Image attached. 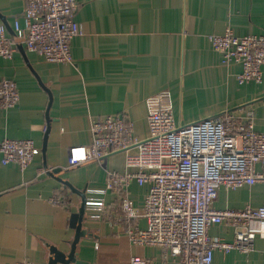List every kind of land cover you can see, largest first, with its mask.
<instances>
[{
	"label": "crops",
	"instance_id": "1",
	"mask_svg": "<svg viewBox=\"0 0 264 264\" xmlns=\"http://www.w3.org/2000/svg\"><path fill=\"white\" fill-rule=\"evenodd\" d=\"M82 33L72 42L73 63L47 61L17 45L12 58L0 57V79L17 81L16 107L0 109V141L33 138L41 152L26 168L3 164L0 152V264L31 260L49 264L51 246L69 253L76 236L71 215L82 204L81 191L106 185L107 171L93 159L70 166V148L92 141L93 117L125 114L140 137L148 136V115L172 108L178 123L230 109L255 112L264 131V77L240 83L242 66L223 62L209 34L231 26L237 34L264 33V0H78ZM26 0H0V24L14 37V22ZM264 71V66H263ZM126 153L114 152L109 167L126 169ZM61 168L54 172L55 168ZM52 172L54 174H52ZM150 185L133 181L135 206L142 208ZM59 195L62 203L52 197ZM103 219L87 218L77 256L85 264H130L134 254L155 264H178L162 247L134 245L120 193L109 191ZM219 208L264 205V182L221 188ZM137 224L144 228L146 218ZM254 250L215 251L213 264H264V224ZM213 236L232 240L234 229L214 224ZM58 264H75L58 263Z\"/></svg>",
	"mask_w": 264,
	"mask_h": 264
},
{
	"label": "built area",
	"instance_id": "2",
	"mask_svg": "<svg viewBox=\"0 0 264 264\" xmlns=\"http://www.w3.org/2000/svg\"><path fill=\"white\" fill-rule=\"evenodd\" d=\"M78 0H26L25 10L14 22V40L0 24V57L12 58L17 45L41 54L47 61L73 63V39L82 33L76 19ZM223 62L242 66L240 83H261L264 77V33L237 34L231 26L209 34ZM21 93L17 81L0 79V109L17 106ZM149 133L140 137L125 114L93 117L92 141L70 148V166L97 160L107 171L104 187L87 188L86 217L103 219L109 191L120 193V207L128 220L126 232L134 245H156L175 256L178 264H213L215 251L254 250L260 232L253 223L264 224V205L219 208L214 202L221 188L235 189L264 182V131L255 124V112L241 114L227 109L189 123H178L172 108L148 115ZM126 153L122 172L108 165L114 152ZM3 164L29 166L41 152L33 138L5 137L0 141ZM150 188L142 208L135 206L133 181ZM62 203L59 195L52 197ZM146 218L144 228L137 224ZM214 224H227L234 238L213 236ZM22 264H36L26 260ZM130 264H155L134 254Z\"/></svg>",
	"mask_w": 264,
	"mask_h": 264
},
{
	"label": "water",
	"instance_id": "3",
	"mask_svg": "<svg viewBox=\"0 0 264 264\" xmlns=\"http://www.w3.org/2000/svg\"><path fill=\"white\" fill-rule=\"evenodd\" d=\"M14 37L16 40H19L18 36L14 32ZM19 45L22 46V49L24 48V45L22 43H19ZM61 168H55L54 172L60 171ZM52 174H54L52 172ZM82 195V204L78 211H75L71 215V225L76 228V236L73 240V245L69 253L64 252L61 250L58 246H51V258L49 261V264H58V263H69V262H74L75 264H85L80 260L77 256V245L82 236H87L90 234L87 228L83 227V223L85 220V212H86V204H87V193L86 189L82 190L81 192Z\"/></svg>",
	"mask_w": 264,
	"mask_h": 264
}]
</instances>
